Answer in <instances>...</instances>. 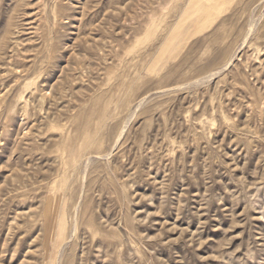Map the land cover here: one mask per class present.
Instances as JSON below:
<instances>
[{"label": "rangeland", "instance_id": "obj_1", "mask_svg": "<svg viewBox=\"0 0 264 264\" xmlns=\"http://www.w3.org/2000/svg\"><path fill=\"white\" fill-rule=\"evenodd\" d=\"M0 264H264V0H0Z\"/></svg>", "mask_w": 264, "mask_h": 264}, {"label": "bare ground", "instance_id": "obj_2", "mask_svg": "<svg viewBox=\"0 0 264 264\" xmlns=\"http://www.w3.org/2000/svg\"><path fill=\"white\" fill-rule=\"evenodd\" d=\"M49 221V220H48Z\"/></svg>", "mask_w": 264, "mask_h": 264}]
</instances>
